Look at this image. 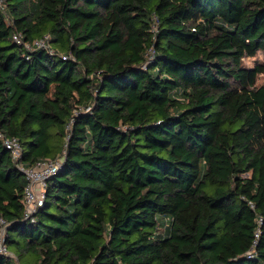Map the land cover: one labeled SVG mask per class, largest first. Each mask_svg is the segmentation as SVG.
<instances>
[{
    "label": "trees",
    "instance_id": "16d2710c",
    "mask_svg": "<svg viewBox=\"0 0 264 264\" xmlns=\"http://www.w3.org/2000/svg\"><path fill=\"white\" fill-rule=\"evenodd\" d=\"M258 53L264 0H0V264H264Z\"/></svg>",
    "mask_w": 264,
    "mask_h": 264
},
{
    "label": "built area",
    "instance_id": "2783aa9c",
    "mask_svg": "<svg viewBox=\"0 0 264 264\" xmlns=\"http://www.w3.org/2000/svg\"><path fill=\"white\" fill-rule=\"evenodd\" d=\"M13 38L17 42L20 41V35L17 33L13 34ZM0 139L3 141L6 148L9 149L12 159H18L21 155V146L18 139L14 136H5L1 131ZM58 166L59 160H40L30 167L22 168L27 180L23 189L25 216H29L43 204L46 178L55 172ZM258 222H260V218ZM4 224L5 221L0 218V253L10 254L4 244Z\"/></svg>",
    "mask_w": 264,
    "mask_h": 264
},
{
    "label": "rangeland",
    "instance_id": "374dc122",
    "mask_svg": "<svg viewBox=\"0 0 264 264\" xmlns=\"http://www.w3.org/2000/svg\"><path fill=\"white\" fill-rule=\"evenodd\" d=\"M244 64L247 66H253L254 64L258 62H264V56L261 53H258L252 57H245L243 59ZM256 84H264V72L260 73L257 77Z\"/></svg>",
    "mask_w": 264,
    "mask_h": 264
}]
</instances>
